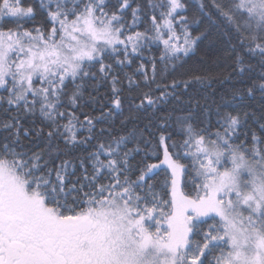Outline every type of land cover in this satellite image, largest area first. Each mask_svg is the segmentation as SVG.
<instances>
[{
	"label": "snow or ice",
	"instance_id": "snow-or-ice-1",
	"mask_svg": "<svg viewBox=\"0 0 264 264\" xmlns=\"http://www.w3.org/2000/svg\"><path fill=\"white\" fill-rule=\"evenodd\" d=\"M190 8L0 0V264H264V0Z\"/></svg>",
	"mask_w": 264,
	"mask_h": 264
},
{
	"label": "trees",
	"instance_id": "trees-1",
	"mask_svg": "<svg viewBox=\"0 0 264 264\" xmlns=\"http://www.w3.org/2000/svg\"><path fill=\"white\" fill-rule=\"evenodd\" d=\"M138 2L143 4L145 2V0H138ZM189 3L191 5L190 12L194 11L195 10L196 0H189ZM42 19L43 18L41 16H38L36 18L35 23H41ZM142 29H143V25H141V27H140V30H142ZM216 48H217V45H215V44H209V42H207V41L203 42L200 45V47H199V51L197 53V56L193 57L189 61V65L201 68L202 70H205V71H213V72L227 71L226 65H227V63H229V61L224 60V59H220L219 60V66H217V63L213 62V60H215L216 57L222 56V53H218V52L215 51ZM207 50H212L213 60H207V62L204 63L203 65L196 64V60L201 55H203L205 53V51H207ZM153 54H155L157 56L159 55V53L156 51L155 47H153ZM136 63L138 64V63H140V61L137 60ZM134 69H135V65H133L131 68L126 69V71L131 72V71H134ZM147 70L150 73V71H151L150 66L147 67ZM101 91L103 92L104 90L102 89ZM94 107H97V106L96 105H89V106L85 107L84 111L85 112H92ZM82 118L83 117H81V119ZM169 131L172 133L174 139H180V134H179L177 129L172 128V129H169ZM75 155H77V156L86 155V151L77 150L75 152ZM140 158H141L140 156H137V158H136L137 161H139ZM150 162H155V160H152ZM77 171H79V169H77ZM163 180H164V174L161 173V175L159 177H157V181L158 182H162ZM184 191L191 192V188L190 187H186V188H184Z\"/></svg>",
	"mask_w": 264,
	"mask_h": 264
}]
</instances>
